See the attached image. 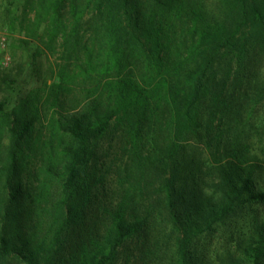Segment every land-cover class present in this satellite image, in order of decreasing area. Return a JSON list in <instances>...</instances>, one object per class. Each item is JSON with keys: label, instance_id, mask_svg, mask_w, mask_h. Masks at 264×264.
I'll return each mask as SVG.
<instances>
[{"label": "trees", "instance_id": "1", "mask_svg": "<svg viewBox=\"0 0 264 264\" xmlns=\"http://www.w3.org/2000/svg\"><path fill=\"white\" fill-rule=\"evenodd\" d=\"M221 2L219 20L196 0L24 1L12 23L33 74L59 63L53 82L0 100V264H150L161 236H175L168 264H199L200 236L264 203L252 160L212 138L233 64L264 57V0ZM195 138L213 149L210 210L191 199Z\"/></svg>", "mask_w": 264, "mask_h": 264}, {"label": "rangeland", "instance_id": "2", "mask_svg": "<svg viewBox=\"0 0 264 264\" xmlns=\"http://www.w3.org/2000/svg\"><path fill=\"white\" fill-rule=\"evenodd\" d=\"M24 1L0 0V100H15L17 90H32L38 88L43 80L52 82L55 80L52 70L59 63L58 57L46 55L41 61L39 59L36 65L41 63L42 65L38 69V75L33 74L32 60L23 47V42L29 40V34L21 30L19 23L16 29L12 23L18 14L24 19ZM196 1L197 10L202 9L219 20L226 17L221 0ZM31 18H34L33 14ZM27 25L26 23L24 27ZM253 52L244 66L233 64L228 89L231 113L224 121L223 136L222 133L220 135L215 131L212 138L220 142L222 151L242 153L252 160L250 162L256 169L258 179L256 186L264 190V57L257 55V49ZM234 82L237 83L235 86ZM182 144L187 149L188 161L194 162L193 180L189 189H194L195 193L191 199L210 210V198L218 199L215 188L211 187L213 178L211 165L215 161L211 153L213 149L196 138L191 141L185 140ZM242 207L243 210L238 211L237 215L218 224L214 232L204 234L196 240L194 249L199 264H253L246 250L257 240L258 226L264 225V203L250 202ZM172 237L171 239L161 236L157 256L150 264H168L169 257L164 259L168 254L175 253L172 244L175 236ZM239 243L240 246L236 249ZM131 258L130 254L129 260ZM135 264L146 263L140 260L138 255ZM261 264H264V259Z\"/></svg>", "mask_w": 264, "mask_h": 264}]
</instances>
